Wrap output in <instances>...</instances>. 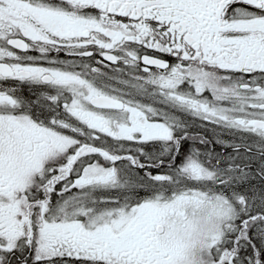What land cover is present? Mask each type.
I'll list each match as a JSON object with an SVG mask.
<instances>
[{
  "label": "snow or ice",
  "instance_id": "6c2138e0",
  "mask_svg": "<svg viewBox=\"0 0 264 264\" xmlns=\"http://www.w3.org/2000/svg\"><path fill=\"white\" fill-rule=\"evenodd\" d=\"M205 202L264 264V0H0V264H175Z\"/></svg>",
  "mask_w": 264,
  "mask_h": 264
},
{
  "label": "clouds",
  "instance_id": "9594fccd",
  "mask_svg": "<svg viewBox=\"0 0 264 264\" xmlns=\"http://www.w3.org/2000/svg\"><path fill=\"white\" fill-rule=\"evenodd\" d=\"M220 209L214 203L189 206L187 221L178 222L175 264H206V242L215 234Z\"/></svg>",
  "mask_w": 264,
  "mask_h": 264
},
{
  "label": "flooded vegetation",
  "instance_id": "af4514ba",
  "mask_svg": "<svg viewBox=\"0 0 264 264\" xmlns=\"http://www.w3.org/2000/svg\"><path fill=\"white\" fill-rule=\"evenodd\" d=\"M23 95H24V97L25 98H28V99H34V97L33 96H31V94L28 92V90L27 89H24L23 90V93H22ZM198 129H192V131H197ZM188 147H189V143H184V145H183V147H182V149H181V153H183V154H186L187 153V150H188ZM186 152V153H185ZM180 157L177 159V163H179L180 162Z\"/></svg>",
  "mask_w": 264,
  "mask_h": 264
},
{
  "label": "rangeland",
  "instance_id": "374dc122",
  "mask_svg": "<svg viewBox=\"0 0 264 264\" xmlns=\"http://www.w3.org/2000/svg\"><path fill=\"white\" fill-rule=\"evenodd\" d=\"M225 138H228V137H225ZM214 147H215V149H216V151L217 152H219V151H221L222 149L220 148V146H216V145H214ZM188 149H189V147H188ZM227 151H230V149L229 150H227ZM186 153V152H185ZM183 154V153H182ZM183 158V155L180 157V159H182ZM142 195H143V193H141Z\"/></svg>",
  "mask_w": 264,
  "mask_h": 264
}]
</instances>
